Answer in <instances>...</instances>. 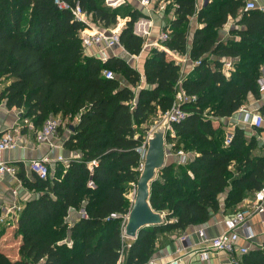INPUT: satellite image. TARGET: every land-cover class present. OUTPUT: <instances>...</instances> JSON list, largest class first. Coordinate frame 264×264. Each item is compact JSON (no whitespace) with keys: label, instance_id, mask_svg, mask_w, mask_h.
Instances as JSON below:
<instances>
[{"label":"trees","instance_id":"16d2710c","mask_svg":"<svg viewBox=\"0 0 264 264\" xmlns=\"http://www.w3.org/2000/svg\"><path fill=\"white\" fill-rule=\"evenodd\" d=\"M64 1L78 5L104 29L117 23V10L99 5L104 0ZM245 5V0H206L197 9L195 0L174 1V19L163 28L168 40L162 46L200 62L181 80L179 66L157 49L145 58L142 74L120 58L102 62L86 56L80 32L87 26L59 11L53 0H0V83L9 82L0 100L31 118L36 129L50 116L70 122L78 115L64 148L80 154L66 167L57 165L46 181H30L20 170L18 178L36 196L23 205L14 227L19 258L0 251V264L118 262L125 245L121 224L131 207L126 191L139 177L142 136L134 127L167 113L178 84L195 101L181 106L186 116L171 125L174 136L168 135L166 143L172 144L174 154L181 150L193 159L158 173L149 202L164 215L165 224L140 231L124 251V264H146L159 235L208 222L210 213L219 211L218 195L228 188L226 208L262 187L264 157L252 156L255 141H247L243 130L236 129L225 147L222 131L214 127V120L230 118L248 96L260 97L264 9L245 10ZM128 17L119 42L129 55L138 56L144 41L134 35L133 26L141 15L132 11ZM193 17L202 27L194 31L188 49ZM230 19L242 28L230 32L238 40L218 42V31ZM227 60L233 61L229 78L222 72ZM107 70L114 78L103 77ZM259 114L264 117V105ZM93 161L96 167L90 172ZM80 209L88 218L69 225L68 212ZM111 215L117 217L108 219ZM243 264H264V242L243 257Z\"/></svg>","mask_w":264,"mask_h":264},{"label":"crops","instance_id":"0c3cea01","mask_svg":"<svg viewBox=\"0 0 264 264\" xmlns=\"http://www.w3.org/2000/svg\"><path fill=\"white\" fill-rule=\"evenodd\" d=\"M249 1L253 0H245L246 3ZM118 3H120L118 7L130 3L129 5L132 6V11H136L141 15V17H149L151 19L147 20L141 18L137 20V22L133 26L134 35L142 38L144 41L142 50L138 56L129 55L122 47H114L111 50H106L103 52V59L106 60L107 58L112 57L123 59L130 67L142 74L143 62L150 53V50L154 49L153 47L157 42L158 36L163 32V28L168 26L169 23L174 19V10L168 17H166V19L164 18V20L163 16L161 17V15H159L160 9L157 11H150L152 9H148V7H142L139 3V0H126L125 2L122 1ZM256 4L262 10L264 9V0H257ZM150 12L155 15H150ZM125 19L126 20L118 19L116 27L107 30L119 33L129 21V17H126ZM166 20L168 21L166 22ZM89 25L90 26L88 32L104 29L102 26L93 23L91 18L89 19ZM189 27V31H191L192 29V32L189 35L190 38H188V49L190 48L194 31L198 28H201L202 26L198 24L193 17L190 20ZM235 29L242 28L235 26L234 20H228L226 25H224L223 28L218 31L217 41H237L238 38L230 34V32ZM94 51V49H91L90 51H88V53L92 55ZM180 57H182V55ZM183 57L184 58H181L179 60L182 63L187 62L186 64H184V67L186 68L187 66L189 67V65L191 66L190 71L185 74V76H187L192 71L193 61L189 59L188 54H185ZM183 60H185V62ZM176 64L179 66L178 63ZM259 73L261 77V75L264 73V64L260 67ZM121 84L123 86H128V84L124 80L123 82H121ZM7 85H9V82H1L0 92ZM259 94V99H254L251 95L248 96L246 102L240 108V110H238L230 118L214 120V127L219 128L225 136L227 134L234 133V130L236 129H241L243 130L245 139L247 141L254 140L256 143V147L259 149V154L252 155L254 157H264V126L259 130H255L249 124L244 123L242 119L245 114L259 113V109L264 105V91H259ZM21 114L22 112L19 110L8 109L6 107V103L0 100V135L2 133L13 130L14 128H17L20 125L23 127V129L20 130L21 140L18 147L12 151L0 152V161L8 165H12L16 169L17 175H19L20 170L23 169L25 177L28 180L32 181L34 176L28 170V162L41 159L44 156H48L51 159L63 157L68 161L79 158V152L68 151L64 148V142L71 134V126L66 127V122L68 121V119L65 121H61V130H59L57 137L50 140V144L40 145L35 141L34 130L29 128L31 125H33L31 118H23ZM50 117L60 120L62 118L61 115ZM78 120L79 116H74L72 118V124L70 125L74 127ZM166 154L168 155L166 163L168 161H170V163H168L169 165L173 164V162L176 163V157L174 154L170 155L167 150ZM190 159H193L192 155H190ZM168 164L166 165L168 166ZM57 165H61L63 167L67 166L63 164H56L54 166H51L52 169L54 168L53 175L55 167ZM17 175L16 177H12L10 175H0V216L4 218L3 223H0V230H3L4 227H6V229L4 230V234L0 237V251L4 252L9 258L13 260H17L19 258L18 248L20 238H14L13 232L20 212L11 213L7 217H5V210L12 207L13 205H17L22 209L23 205L27 201L33 199L36 196L33 190L27 189V187L18 178ZM12 191H17V197L12 196ZM228 192L229 188L225 192L218 195L217 200L219 203V211L215 214L210 213L208 222L188 227L183 231H172L169 233H164L163 235H159L158 237L160 239H157L158 241L155 245L154 254L150 260H152L155 264H169L171 261L176 259L180 260L179 264H228V257L224 253H210L208 259L205 261H201L196 255L197 252L204 248V244L201 243V239L198 236V233L200 231L203 232L207 238L216 237L224 231L223 223L225 219L232 216L234 213L248 207V203L251 199L252 194L247 195L241 203L235 206H231L230 208H226L225 201ZM79 220H81L79 210H70L68 212L66 222L69 225H73ZM247 227L254 234V240L252 242H249L241 238L239 244L247 247L249 251L260 249L264 242V239L262 237V235L264 234V211L262 213L254 215L248 221ZM125 240L124 243L126 246L123 249L122 253L123 264L126 254V252L124 251L130 246L133 241L128 239Z\"/></svg>","mask_w":264,"mask_h":264},{"label":"built area","instance_id":"2783aa9c","mask_svg":"<svg viewBox=\"0 0 264 264\" xmlns=\"http://www.w3.org/2000/svg\"><path fill=\"white\" fill-rule=\"evenodd\" d=\"M125 2L126 0H104L105 6L108 8H116L120 3L117 2ZM152 0H139V3L142 7L146 8ZM196 2V8L200 9L206 0H198ZM54 5L57 7L59 11L68 12L74 21L84 24L87 28L80 32V40L82 52L86 56H91L97 59H100L102 62L105 61L103 59L104 51L111 50L114 47H122L119 42V33L110 31L107 29L103 30H94L88 32L89 29V19L90 15L86 14L78 5L71 4L69 2H65L64 0H53ZM257 0L249 1L245 5V10H253L258 9L262 10L257 6ZM163 6L160 7V11L163 10ZM168 40V35L166 33H160L158 36L157 42L154 47L160 51H164L167 57L172 58L174 60H179L178 54L172 51H169L162 44ZM94 49V53L90 55L88 51ZM180 61V60H179ZM185 62V60H183ZM176 64V63H175ZM200 64L199 61L192 63V70L194 67ZM233 71V61L227 60L223 62L222 72L226 78L230 77L231 72ZM103 77L105 79L114 78V74L111 71H104ZM258 87L259 91H264V73L258 79ZM195 101V98L187 96L180 85L176 89L175 98L172 104L171 109L165 113L162 118L167 121V131H172L171 125L179 123L182 121L186 113L182 110V105ZM243 122L249 124L255 130H259L264 126V117L259 113L254 114H245L243 117ZM62 125L60 119L50 117L48 118L39 130H36L33 125L29 128L34 130V138L35 141L40 144H50V140L52 138L57 137L59 129ZM157 127V126H156ZM155 127V128H156ZM154 128V129H155ZM23 127L20 125L17 128H14L11 131L2 133L0 135V152L12 151L16 149L21 140L20 130ZM154 129H151L147 135L142 138L141 144L137 149V152L140 156V167L139 172L142 168V162L144 161V156L147 149V141ZM166 131V132H167ZM174 135H172L173 137ZM233 139V133L227 134L224 137V146L227 147L231 144ZM51 146V145H50ZM176 164H185L188 161V155L183 151H178L175 154ZM69 161L64 159L63 157H57L56 159H51L48 156H44L41 159L33 160L28 162V170L30 173L40 181H46L53 176V169L51 166L56 164L68 165ZM93 167H96V162H91L88 165V169L92 172ZM0 175H10L12 177H16L17 171L12 165H8L0 161ZM89 187H92L93 184L91 182L88 183ZM12 196L17 197V191H12ZM264 211V184L262 187L253 193L251 199L248 203V207L244 208L232 216L228 217L224 220V231L213 238H207L203 232H199L198 236L201 239V243L204 244V248L201 249L196 255L199 257L201 261H205L208 259L210 253H224L228 257V264H243V257L248 254L249 250L247 247L239 244L241 238L245 241L252 242L254 240V234L247 227L248 221L256 214L262 213ZM21 212V207L17 205H13L12 207L5 210V217L10 215L11 213H19ZM80 219H87L88 216L84 209L79 210ZM116 215H111L108 219H115ZM4 218L0 216V223H3ZM126 223V216L123 217V221L121 224L122 227V238L125 240L123 235V228ZM242 233V235H241ZM244 234V235H243ZM264 239V234L262 235ZM126 245H124L123 249ZM262 247V246H261ZM122 249V253H123ZM121 256L116 264H123V257ZM180 260L176 259L171 261L169 264H179ZM146 264H155L152 260H149Z\"/></svg>","mask_w":264,"mask_h":264},{"label":"water","instance_id":"95a60500","mask_svg":"<svg viewBox=\"0 0 264 264\" xmlns=\"http://www.w3.org/2000/svg\"><path fill=\"white\" fill-rule=\"evenodd\" d=\"M168 123L162 121L150 134L142 168L135 185L131 207L126 215L123 228L125 239L135 240L140 231L160 227L165 224L163 214L152 210L150 206V186L157 180L158 173L166 163V131ZM74 127H70L73 131Z\"/></svg>","mask_w":264,"mask_h":264},{"label":"rangeland","instance_id":"374dc122","mask_svg":"<svg viewBox=\"0 0 264 264\" xmlns=\"http://www.w3.org/2000/svg\"><path fill=\"white\" fill-rule=\"evenodd\" d=\"M174 1L175 0H152L151 1V3L147 6L148 7V9H152V10H150V11H157V10H159L160 9V7H164L163 8V10L162 11H160L159 12V15H161V17L163 16V19L165 18L166 19V17H168L172 12H173V10H174ZM197 3L199 2L198 0H195ZM130 3H128V4H125V5H122V6H120V7H116V8H108L107 6H105V4H103V2L102 1H100L99 2V5H101V6H103L104 8H106V9H109V10H117V12H118V17H117V23H118V19H121V20H126L125 18L127 17L128 18V16L132 13V6L131 5H129ZM146 7V8H147ZM150 15H155V14H152V12H150ZM141 18H143V19H147V20H150L151 18H149V17H147V18H145V17H141ZM141 18H139V19H141ZM138 19V20H139ZM164 19V20H165ZM168 19V18H167ZM168 20H166V22H167ZM114 27H116V25L114 26ZM190 33H189V35L191 34V32H192V29H191V31H189ZM190 38V37H189ZM154 49H157V48H155V47H153ZM151 51V50H150ZM182 54H179L178 56H179V58L181 59V58H184L183 56L184 55H182V57H180ZM170 61H172V62H174V63H178L179 64V68H180V79L181 80H183V78H185L186 76H185V74L187 73V72H189L190 71V68H191V66L189 65V67L187 66L186 68L184 67V64H186V63H182L181 61H179V60H174L173 61V59L172 58H169V57H167ZM184 67V68H183ZM114 76H115V74H114ZM116 77H118L119 78V80H120V82H123V79L122 78H120L119 76H116ZM137 91V90H136ZM206 113V112H205ZM162 120H163V118L162 117H157V118H151L150 120H149V122L148 123H145V124H142V125H140V126H135L134 127V130H135V132L138 134V135H141L142 136V138L145 136V135H147V133H149L150 132V130L151 129H154L156 126H158L161 122H162ZM67 124H72V120L69 122V120L66 122ZM217 124V123H216ZM219 125V124H218ZM70 126H72V125H70ZM221 126H223V125H221ZM170 136V137H172V135H174V133H172L171 131H167L166 132V137L167 136ZM225 135H224V133H223V137H224ZM224 139V138H223ZM166 150L170 153V155H172V154H174V152H173V148H172V144L171 143H166ZM254 154H259V149L258 148H256L253 152H252V155H254ZM167 155V154H166ZM168 158V155L166 156V159ZM189 158H190V156H189ZM168 163H170V161H168L167 162V164ZM169 165V164H168ZM171 165V164H170ZM175 168H176V165H175V163L173 162V164H172ZM233 169V168H232ZM233 175H234V173H233ZM134 190H135V186H129V188L127 189V191H126V198L127 199H129V201H131L132 200V198H133V196H134ZM252 196V195H251ZM159 238V237H158ZM157 238V239H158ZM160 239V238H159ZM125 241H127V240H125ZM157 241L158 240H156V243H157ZM127 243V242H126Z\"/></svg>","mask_w":264,"mask_h":264},{"label":"bare ground","instance_id":"6f19581e","mask_svg":"<svg viewBox=\"0 0 264 264\" xmlns=\"http://www.w3.org/2000/svg\"><path fill=\"white\" fill-rule=\"evenodd\" d=\"M118 3V2H117Z\"/></svg>","mask_w":264,"mask_h":264}]
</instances>
